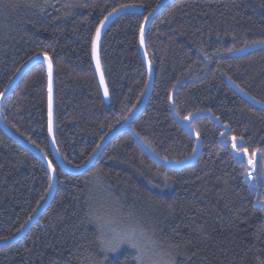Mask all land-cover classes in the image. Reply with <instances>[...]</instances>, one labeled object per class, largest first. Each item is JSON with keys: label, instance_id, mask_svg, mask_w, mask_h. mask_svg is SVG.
I'll use <instances>...</instances> for the list:
<instances>
[{"label": "trees", "instance_id": "trees-1", "mask_svg": "<svg viewBox=\"0 0 264 264\" xmlns=\"http://www.w3.org/2000/svg\"><path fill=\"white\" fill-rule=\"evenodd\" d=\"M163 1L0 0V100L26 65L50 58L55 141L69 168L85 166L143 102L149 71L141 28ZM120 11L100 49L108 105L93 42L101 21ZM260 41L264 0L170 2L146 33L154 70L147 106L82 174L67 173L56 159L49 75L43 63L34 65L6 98L2 119L51 162L57 189L27 234L0 248V264H136L127 244L115 252L101 247L112 233L90 222V214L115 220L110 227L118 232L144 228L175 264H264V110L231 86L264 104V49L236 57ZM193 116L191 132L182 122ZM233 137H242L237 146L248 150L243 167L234 158ZM199 142L198 157L178 170L144 149L166 163H183L196 155ZM51 187L46 164L0 126V242L22 232Z\"/></svg>", "mask_w": 264, "mask_h": 264}, {"label": "water", "instance_id": "water-1", "mask_svg": "<svg viewBox=\"0 0 264 264\" xmlns=\"http://www.w3.org/2000/svg\"><path fill=\"white\" fill-rule=\"evenodd\" d=\"M173 0H164L159 6L158 8L145 20L144 26H143V43H141V47H142V54L143 57L145 59V62L147 64V68L149 71V85H148V90L146 92L145 98L143 100V102L141 103V105L139 106V108L132 114V116L122 125L120 126L118 129H116L114 132H112L105 140L104 142L100 145V147L98 148V150L95 152V154L93 155V157L91 158V160L82 168L79 169H72L69 168L68 166H66V164L63 162V160L61 159L57 146H56V141H55V133H54V70H53V65H52V74H51V112H52V118H51V127H52V131L50 133V140H51V146L53 149V152L56 156L57 161L59 162L60 166L62 167V169L64 171H66L67 173H71V174H82L87 172L88 170H90L92 168V166L94 165V163L96 162V160L98 159V157L100 156V154L102 153V151L104 150V148L112 141L114 140L116 137L120 136L121 134H123L126 131H130V127L131 125L140 117V115L143 113L145 107L147 106L151 94H152V89H153V83H154V70L153 67L149 61V58L147 56V52H146V46H145V39H146V33L147 30L149 28V26L151 25V23L154 21V19L157 17V15L165 8V6H167L170 2H172ZM125 13V11H120V12H116L114 14H112L111 16L108 17L107 20L104 21V25L102 28H100V38L99 41L96 44V48L95 51H93V58H94V66H95V70H96V74H97V78L99 81V85H100V89L102 91V95L106 101V103L109 105L110 104V96L108 94V96L104 95V89L105 87H107L106 81H105V77H104V73H103V69H102V65H101V58H100V49H101V43L103 40L104 35L106 34L109 26L121 15H123ZM96 40V39H95ZM264 49V43L258 44L256 46H253L249 49L240 51L236 54V57H243L246 56L249 53H253L256 52L258 50H262ZM50 58L45 57V56H40L35 58L34 60H32L28 65H26L21 71L20 73L16 76V78L13 80V82L10 84V86L8 87V89L6 90V92L3 94L1 100H0V126L2 127V129L9 135L11 136L16 142H18L21 146H23L24 148H26L27 150L31 151L32 153H34L39 159H41L46 166L48 167L50 173H51V177H52V187L50 190V193L48 195V198L46 199L45 203L41 206V208L38 210V212L35 214V216L33 217V219L29 222V224L22 230V232L16 236L15 238L11 239V240H7L4 242H0V248L3 247H7L19 240H21L26 234L27 232L36 224V222L38 221L39 217L45 212V210L48 208V206L50 205V203L52 202L56 189H57V176H56V172H53L51 168H49V160L42 154L40 153L36 148L32 147L31 145L27 144L26 142H24L23 140H21L19 137H17L3 122L2 119V107L3 104L6 100V98L9 96V94L11 93V91L14 89L15 85L19 82V80L36 64L39 63H43L46 67H47V71H48V62H49ZM97 60H99V68L97 67ZM52 63V62H51ZM49 75V73H48ZM101 76H103V82L101 81ZM232 88L239 94L241 95L244 99H246L250 104H252L253 106L264 110V104L256 101L255 99H253L252 97H250L248 94H246L245 92H243L239 87H237L234 84H231ZM108 89V88H107ZM109 93V92H108ZM198 118V116H193L190 119L182 122V125L184 126V128L186 130H190V125L194 122V120H196ZM192 132V131H191ZM145 151L151 155V157L156 160V162L164 164L166 167H170V168H176L181 169L184 168L187 164L192 163L199 155L200 149H201V142H199L198 145V151L196 153V155L187 160L186 162L183 163H174V162H164L160 159H158L155 155H153L150 150L147 147H144Z\"/></svg>", "mask_w": 264, "mask_h": 264}, {"label": "snow or ice", "instance_id": "snow-or-ice-1", "mask_svg": "<svg viewBox=\"0 0 264 264\" xmlns=\"http://www.w3.org/2000/svg\"><path fill=\"white\" fill-rule=\"evenodd\" d=\"M122 7H128V5H124ZM115 11V10H114ZM111 13H109V16ZM108 17H105V20H107ZM104 25V22L101 21L100 28H102ZM100 28L97 29L96 32V40L93 42V50L95 51L96 44L99 41L100 38ZM261 43H264V41H260ZM141 43H143V27L141 28ZM97 67L99 68V60H97ZM48 73H49V132L51 133L52 127H51V118H52V112H51V74H52V63L51 60L48 62ZM101 81L103 82V76H101ZM108 89L105 87L104 89V95L108 96ZM191 114H189V117ZM189 117H185V119H188ZM244 143L243 138L237 139L236 137L232 138V149L235 152L234 158L237 159L241 167H243V160L244 157L248 155V150L246 148L238 147L237 145H242ZM195 151V149L193 150ZM255 155V153H253ZM248 165L253 164V160L251 158L247 161ZM49 168L52 169L53 172H55V168L49 162ZM248 176L252 179H256L252 177L251 169L248 170ZM90 222H95L98 224V226L103 230L107 229L108 232H111L112 235L110 238H105L101 240V247L106 251L115 252L117 249L120 248L121 245L127 244L132 249H135L136 251V264H175V258L171 255V253L168 254V258L164 260L156 259L157 253L152 250V247L156 245V241L153 240L150 236H147L146 230L140 226H129L126 230L117 231L116 228L110 227L111 224L116 223L115 220H108L106 217L101 215H92L90 214ZM23 227V226H22ZM151 245L152 247H149Z\"/></svg>", "mask_w": 264, "mask_h": 264}, {"label": "rangeland", "instance_id": "rangeland-1", "mask_svg": "<svg viewBox=\"0 0 264 264\" xmlns=\"http://www.w3.org/2000/svg\"><path fill=\"white\" fill-rule=\"evenodd\" d=\"M128 11H130V12H141L142 11V8L141 7H139V6H129L128 8ZM262 167V170H263V176L261 177L262 178V180L264 181V165H262L261 166ZM254 171H256V168H255V170ZM258 177H256V179H257ZM125 245V244H124ZM149 247H152L151 245L149 246ZM156 248L157 247H153L152 248V250L153 251H155L156 253H157V255H156V259H160V260H164V259H167L168 258V253H167V251H165V250H163V249H159V248H157V250H156Z\"/></svg>", "mask_w": 264, "mask_h": 264}, {"label": "bare ground", "instance_id": "bare-ground-1", "mask_svg": "<svg viewBox=\"0 0 264 264\" xmlns=\"http://www.w3.org/2000/svg\"><path fill=\"white\" fill-rule=\"evenodd\" d=\"M251 48V47H250ZM249 49V48H248ZM246 50V49H245ZM243 51V50H242ZM240 52V51H239ZM238 53V52H237Z\"/></svg>", "mask_w": 264, "mask_h": 264}]
</instances>
